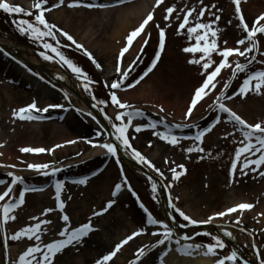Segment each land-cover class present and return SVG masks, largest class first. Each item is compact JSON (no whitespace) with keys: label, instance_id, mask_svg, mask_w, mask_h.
I'll return each instance as SVG.
<instances>
[{"label":"bare ground","instance_id":"1","mask_svg":"<svg viewBox=\"0 0 264 264\" xmlns=\"http://www.w3.org/2000/svg\"><path fill=\"white\" fill-rule=\"evenodd\" d=\"M34 2L35 0H0V2H7L10 5H13L14 3L17 5L24 6L27 3ZM191 1V3H190ZM213 3V0H208ZM74 0H65L64 5H60L59 7H56L59 3V0H47V4H45V9L51 8V11L45 12V18L51 20L55 25H58L62 27V29L66 32H68L76 42L79 43V45L84 46L87 51L95 55V59L102 65V70H104V73H107L110 71H117V67H121L122 72H127V77L123 81H119L120 87L117 88L120 92V89H123V82L127 81L128 79H138V77L144 72L145 69H148L151 65L153 60L156 57V54L160 52L159 49V35L156 37L157 41L155 43L149 42V37L146 35L147 33H150V35H157V33L160 31V29H164L166 36H165V47L164 51L160 53L163 55L159 61L156 63V66L153 68V70L149 73V75L140 83L137 84L134 89L128 93H118V95L121 97V102L128 104H136L137 100L142 101L144 104L143 109H145L147 112L154 114V115H160L164 119H167V123L170 124V126L173 127V129H170V133L177 134V135H183L184 133L174 131L176 128H180L182 126H185V128H189L187 125L180 124V122H183L184 120H179L178 118L181 117V119H184V107L187 105V95L186 93L182 92L188 85H190V80L198 79L195 75L190 76L192 78H188L182 75V72L185 68H182L177 64V66H172L168 72H164L162 67L164 66L162 64L163 58L167 53H170L173 51V55H175L178 60L177 63H180V65L184 64V56L185 51L180 49L179 50L174 46L175 49H173L170 44H172V39L174 36L178 37L181 33H184V30L182 32H178L179 24L182 22L183 16L187 14L189 10L194 8L192 2H195V0H175L172 1L173 3L169 1H165L166 5L165 9L162 7L158 8L156 7V0H79V3H81L80 7H69V4H72ZM214 2L217 3V6L215 7L216 11L213 12L216 15L222 14L223 16H229V21L231 19L232 25L230 26L231 30L229 32H225L222 35L219 36V44H224L225 41L228 40L226 37L227 34H229L231 31L233 32V37H229V44L225 46V48L233 47L234 43L231 42L232 39H234V35H241L239 30V23L237 22L234 14V7L231 4L229 0H215ZM87 4H93L97 6L105 5V9H92L89 7H86ZM225 4V5H224ZM174 6L175 11L172 14V17L169 20H165V16L167 15L166 9L168 7ZM204 8L206 6H203ZM202 8V9H204ZM212 8V6H211ZM202 9H196V10H202ZM213 10V9H212ZM245 10L252 11L251 16L256 17V19L264 13V0H250L249 6ZM153 13L154 19L149 22V24L145 27L144 33H142L139 37H137L133 43V46L130 48V50L125 53L123 57H119V53L121 49L126 44V36L134 30L136 27L139 26V24L147 17L149 13ZM209 13V12H207ZM87 14H91L92 16H87ZM220 15V16H222ZM196 15L194 14L191 18H195ZM179 18V19H178ZM173 24V25H172ZM157 25L160 27L157 28ZM171 25L173 29H170L168 26ZM95 27V28H94ZM94 29L96 31L94 32ZM148 40L147 47L143 49V52L141 53V47L144 44V41ZM231 42V43H230ZM222 43V44H221ZM218 44V43H217ZM260 46V45H259ZM222 48V47H220ZM234 47L233 49H235ZM244 49V48H243ZM242 49V50H243ZM150 50V51H149ZM0 55L3 57H6V60L4 61V64H0V73L3 76L4 85L6 87L2 88L0 90V104L2 103V100L5 99L7 101H11L14 97V87H11V85H14L17 89V94L22 92H26L24 89H27V80H21L20 76L23 78H28L25 71L21 69L19 64H22L23 62L27 61L30 64H33L35 66H40V68L46 70L48 73L53 74L55 76H59V81L62 83V85L68 89L71 92H77L80 94V96H84L83 98L84 103V112L86 115H89L91 118H95L96 116L99 118L98 115L94 112V108L91 109L89 106H96L93 103L91 104L89 97L86 95L84 88L82 85H80L76 80L72 79L68 76V74L59 66L54 65H48L46 63H43L42 61L38 60L30 50H28L25 47L18 46L12 42H3L0 43ZM147 55V56H146ZM203 56L201 53H199L198 57ZM139 57V59H137ZM144 57V58H143ZM212 60L215 62L213 64V67L208 69L207 72H211L214 67L219 62L217 56H214V53H212ZM126 61H125V60ZM124 62L120 65V62ZM9 64L18 66L16 70L19 73V78L16 74H12V68H9ZM139 67H144L145 69L141 71ZM131 69V71H129ZM138 71V73H137ZM174 72V73H172ZM224 72V70L222 71ZM137 73V74H136ZM136 74V76H135ZM200 75V74H197ZM112 76V75H111ZM195 76V77H194ZM134 77V78H133ZM125 78V77H124ZM200 80H197L196 84L193 86V90L200 86V84L203 82V80L206 78L205 70L200 75ZM219 78V77H218ZM9 82V83H8ZM122 83V84H121ZM216 84V83H215ZM37 88L44 90V93H39L38 95V102L44 104H52V102L57 98V95H54L51 93V96H48L46 92V88L41 85H37ZM34 89V87L32 88ZM210 92L212 91L211 88ZM208 89V90H209ZM208 94H210L209 91H207ZM34 95V93H32ZM191 100V97H189V101ZM262 101H264V97L260 99H256L254 101H244V100H238L237 102L234 101H228L225 103L227 107H234L235 112L242 117L246 122L253 123L254 125L257 123H260L264 125V105L262 104ZM90 102V103H89ZM31 104V102H28V100H24L22 103H15L13 106L17 109L20 107H26L27 105ZM160 106L164 107L160 108ZM118 107L112 109V114L115 113H123L130 112L132 110L129 109V107L122 110V108L118 109ZM163 109V111H161ZM231 109V108H230ZM253 110V113L257 115V118H254L251 112ZM96 111V110H95ZM97 112V111H96ZM100 114V113H99ZM174 117H172V115ZM216 114L213 116L212 120ZM203 115L200 114L199 118H202ZM102 120V118H101ZM257 120L261 121L258 122ZM2 121H6V119H2ZM194 122V120L192 121ZM82 122L78 121L77 118L69 116L64 120L63 124L60 126L57 123H52L47 126L49 128L47 129L46 133L45 131L41 129H35L33 127H28L27 131H29L31 128L35 130H30V132L35 133V139L39 141L41 137L48 140V144L51 147H54V145H57L59 143L67 142L69 139L79 138L83 137L86 132H88L87 125L81 124ZM103 123V122H102ZM104 124V123H103ZM195 123L194 125H196ZM105 125V124H104ZM179 125V127H177ZM193 124L190 125V128L194 126ZM24 127V126H23ZM39 128V127H38ZM72 130H71V129ZM92 129V128H91ZM218 130V128L216 129ZM230 130V129H228ZM68 131H71L74 133H68ZM168 131V132H169ZM233 135L236 136L237 132L232 130ZM92 132V130H91ZM217 133V132H216ZM213 132L208 135V139L212 140L214 135L216 134ZM82 134H84L82 136ZM2 135V134H1ZM32 139V138H30ZM39 139V140H38ZM135 143L137 145H140L143 140L142 137H135L134 139ZM41 142V141H40ZM104 143H111L110 137L105 138L101 144ZM5 144V145H4ZM49 148V149H50ZM70 151V148H64V150H59L57 153L55 152L51 159L52 161H58L59 159L66 158L68 152ZM107 153V150L101 147L96 146L94 149H90L88 153L85 154L84 157H81L79 161H77L74 165L75 168L71 172H76L77 175H83V174H89L92 171L96 170L97 168H100L103 162H105L104 159H107L104 154ZM159 155L162 157H165L162 159L161 166L165 171L170 169L173 164V153L168 148H165L163 145H160V143L153 144L152 149L146 150L145 157L150 160H158ZM160 156V157H161ZM19 155L17 153H12L10 151L9 145H7L5 142L2 141V138L0 137V173L4 175H8L9 172H11L13 175L9 176L10 179L5 180L7 177H5L2 181H4L3 184H0V194L3 193V191L7 190V187L12 186L11 182L14 179V177L19 176L23 178L22 183H17L13 187V192L10 193V198L12 197L13 200L16 199L17 194L22 188H28L29 191H35L37 188L40 187L42 189V183L45 181V176L43 173L48 172V170H42V171H36V170H27L25 167H22L19 165ZM49 157V156H47ZM95 158V159H94ZM245 158H247V155H242L240 162L237 163V172L241 169V162H245ZM166 159L165 162L163 160ZM65 159H63V163ZM40 161V158L37 160ZM60 161V160H59ZM86 162V163H85ZM85 163V165H83ZM87 171V172H86ZM139 171H143L139 168ZM144 172V171H143ZM75 173V174H76ZM118 173L113 164H109L105 170L96 177L95 187H92L91 193H87V196H98L101 197H107L111 198V192L114 188V186L118 183ZM54 179L53 177L51 178ZM155 182L156 184V191L162 193L160 184L155 179L152 180V184ZM260 184L259 188L256 189L257 185ZM231 193L228 196V199L226 201V204L224 206V209H228L230 207L236 206L241 203H247V204H257L256 208L248 213L246 211L236 213L235 215L227 217L229 218H240L241 220L247 221V224L250 225V228L258 229L262 232L264 236V178L262 177L259 182H252L249 186V194H245L242 190H236L234 187H231ZM37 191L38 193L41 192ZM41 197H45L44 194L39 195H28L27 198H30L33 200L34 206L26 210L20 215H16L18 212L22 211V207L19 208L15 212L16 217H21L20 222L17 223L18 227H11L10 229L7 227V223L2 220V224H4V230L0 224V245L4 246L3 250V256L2 251H0V264H15V261L19 259V257L24 253L23 251L25 248L29 247H35L37 245H41L45 243V240L47 239V235L43 234V232L38 233L40 236V239L37 240L35 236V240L28 239L26 236H22L19 240H13L12 236L20 232L19 230L23 229L24 224L26 221L29 222V226H34V218L39 216L41 213H45L46 210L49 209L48 206L45 205L46 208H44L42 201L40 200ZM78 197V196H77ZM166 198V204L169 211V214H172V209L169 205V200L171 199L170 196L165 194ZM90 200V198L88 199ZM88 200H82L80 202L72 203V205L67 209H70V212L74 217L77 215L75 214L76 209H78L79 205H83L84 207H89L90 202ZM56 202V201H55ZM117 202V209H119V217H118V227L117 231L115 233V238L117 241V244L120 243V241L123 240V236L125 235L126 231L128 230H141V232H144L145 234H149L151 230H153L151 234H154V232L164 231V229H160V227H154L153 229H148L146 227V217L140 213H136L134 210H129L127 207V202H131V199L129 198L128 194L121 193L119 197L116 198ZM49 203V201H48ZM52 205V203H51ZM96 205H100V202H97ZM52 212V211H50ZM39 213V214H38ZM197 221H204L207 218L202 217L201 215H195ZM127 218V219H125ZM29 216V217H26ZM173 216V214H172ZM2 217V215H1ZM145 217V218H144ZM77 219V217L75 218ZM174 220V222H173ZM169 223H173V225L178 226L177 220L172 218L170 219V216L168 217ZM226 220L216 221L212 220L209 223H197L195 226L191 227L188 230H181L178 228H171L172 229V235L182 236L184 239V242H177L175 239H169L168 241L165 240V245L169 249L167 250L165 248L162 249L163 254L159 255L160 261H163L165 264H213V262L216 260L215 257L212 254H206L207 249L203 247L202 245L197 244L193 238L194 236L202 231L205 230L207 227L214 229L215 225H219V230L222 233L230 232L231 236L229 242L232 243V245L238 249L239 253H244L246 255H250L252 247H255V238L253 235H249L246 237H243V232L241 229L234 230L233 228L228 231L225 227H223L222 223H225ZM244 223V225H247ZM73 225V224H72ZM76 225V224H75ZM244 227V226H242ZM58 232H61L59 230H55L53 234H56ZM134 232V231H133ZM143 233V235H144ZM114 233L112 231L106 232L104 236H106L107 242L112 238ZM156 235V234H155ZM159 238L153 239V237L148 236H140L139 237V244L142 246V249H144V254L149 250L145 249L144 247L149 244L152 240L154 243L155 248L157 245L159 246V240L163 239V233H161ZM185 237H188V239H185ZM24 244L20 247V251L16 250L15 247L22 244ZM167 242H170L166 244ZM173 242V243H171ZM115 245V244H114ZM113 245V246H114ZM112 246V247H113ZM199 246V247H197ZM251 248V249H250ZM97 251L100 250L99 248L96 249ZM147 250V251H146ZM79 252V251H78ZM92 252H95L91 248H85V250L80 255H75L72 258H70L65 264H87V260L92 257ZM97 253V252H96ZM116 256L107 262V264H122L125 261L131 259L134 251L128 244L126 246H121L120 249L116 250ZM138 254H140V251H138ZM143 254V255H144ZM40 253H36V258L39 257ZM141 255V256H143ZM91 256V257H90ZM155 256V255H153ZM244 257V255H243ZM152 256H149L147 261L152 260ZM246 258V257H244ZM248 258V257H247ZM253 258V257H252ZM252 261L251 264H257L256 261L253 259H250ZM35 261V259H33ZM129 260L128 262H130ZM246 262H248L247 259H245ZM55 263V261H54ZM52 263V264H54ZM56 264V263H55Z\"/></svg>","mask_w":264,"mask_h":264},{"label":"rangeland","instance_id":"2","mask_svg":"<svg viewBox=\"0 0 264 264\" xmlns=\"http://www.w3.org/2000/svg\"><path fill=\"white\" fill-rule=\"evenodd\" d=\"M165 1L166 0H164V3L161 6L162 9L163 8L165 9V6H164L166 5ZM167 1L171 2L172 4L173 3L172 1H175V0H167ZM249 1L250 0H242L243 5H245V8L249 6ZM192 4L195 9H202L204 8L203 6H206L204 8L206 9V11H205V15L203 16V20H200L199 22L212 23L213 29L217 30L216 39H217V43L219 44L218 37L223 36L222 35L223 33L229 32L231 30L230 26L232 25V22H231V19L229 21L230 17L229 16L225 17L222 14H220L222 16L219 15L220 19L216 21L215 16H218V15L215 14L214 16L213 12L216 11L215 7L217 6V3L214 1L212 3L210 1L203 0V3L201 4L200 0H195V2H192ZM213 5H215V7L211 8V6ZM12 6H21V5H17L14 3ZM161 7H158V8H161ZM22 8L25 9V12L32 11L33 16L28 17L24 13L8 14V13H5L3 10L0 11V43L12 42L22 47H24L23 44H25V45L34 47L36 50H38L41 53L52 56L53 57L52 60H45L43 55H42V58L46 63L50 65L62 66L67 71L68 74H70L76 81H78L79 84L83 86L87 95L91 98V100L95 104L99 106L102 112H104L108 116L112 125L113 123L121 124V121L115 120L116 115L111 114L112 105L110 103V100H111V93H113L112 91L113 89L110 88V84H112L115 81L111 79L110 80L111 83L107 82L106 79H108L109 76L108 74L104 73V70H102V65L95 59V55L92 54V57L95 60V62H93V59H91L86 54L85 50L87 49L85 47L78 48L75 44H72L71 41H69L66 37L61 35L59 32L56 33V39L60 41L59 45L56 44V41L53 40L52 37H46V38H43L42 40H34V39H31L29 35L21 34L18 31L17 24L13 23V21L14 20L18 21L20 19H28L32 21L33 23H35L34 15L38 13V10L34 8V4L32 1L24 5ZM199 11L200 10L193 12V15L195 14L197 16V12ZM245 11L248 16L249 24L252 26L253 20L255 17L251 16L252 11H249V10L248 11L245 10ZM87 16L91 17L92 15L87 14ZM195 18H190L191 19L190 22L195 23L196 22ZM47 20L50 23L54 24L51 20L49 19ZM57 27L58 29H61L62 31H64L62 27L58 25ZM239 30H240L241 35H234V39L231 40V42L234 43L233 47H237V48H241L242 46H244V45H238L237 41L239 39L246 38L245 33H243L242 29L239 28ZM95 31L96 29H94V32ZM172 32H173V29H172ZM156 37L157 35H150V39L148 40L151 43H155L157 41ZM226 37L228 38L227 41H229L230 39L229 37H233V32L231 31L229 34H227ZM209 39L211 40L213 38L209 35ZM172 41L173 42L172 44H170V46L175 50L176 48L178 50L179 48L184 50V48L192 47L195 45V38L193 37L190 39L187 34L186 29L184 30V33L183 34L181 33L178 37L174 36ZM45 42L50 43L55 47H58L59 51H61L68 59L72 60L78 67L82 68L83 71L89 77V80L91 81V83H89L88 81H85L82 76L78 77L77 74L73 73L71 69L68 68L67 65L63 64V62L59 60V57L56 56L55 53L51 52L50 49H45L43 47V44ZM201 43L203 44V42ZM77 44L79 43L77 42ZM228 44L229 42L227 43L224 42V44L219 46V49L223 50L225 46ZM261 44L263 45H262V49H260L259 51L258 59L256 63L252 64L249 68L251 67L255 68L257 66V62L259 63L264 62V60H262L264 58L260 57V56H263L260 54L261 50L264 53V40ZM246 45L251 46L250 42L248 41H246ZM174 46L176 48H174ZM198 55L199 53L185 52L184 64L180 65V63H177L178 58L175 55H173V51H172L170 53H167V55H165V57L163 58L162 64L164 66L162 67V69L166 73L170 70V68L173 65L177 66L178 64L182 68H185L184 71L182 72V75L186 76L187 77L186 79H188L190 76L195 75L196 78L198 77L197 80H200L201 79L200 75L204 71L202 65L205 62V60H201L200 64L189 63L190 60L200 59V57L197 58ZM215 55L217 56L220 62L222 60V57L218 53H214V56ZM252 56H255V50L252 53L247 54V57L243 58V57L238 56V57H233L232 59H229V62L233 64V68H227L223 75H221L220 73V75L218 76L219 78H217L216 81H213L214 83H216L215 89H212L211 92H210V89L209 90L206 89V91H209L210 94H208L202 100H200L197 103L196 107L193 109V111L195 110L194 112L196 113L197 116L200 114H204L203 117H205L204 120H202L203 122L200 123L201 125L196 126V127L203 128L206 122L211 118L210 111L213 109V104L214 102H216L217 97L221 96V92H225L223 86L225 83L231 80L232 72L235 68V62L239 61L242 64H248V59L251 58ZM97 64H99L101 67H97ZM27 68L31 70V72H33V75L27 72L28 78L26 79L22 77L21 79V80H27L26 82H27L28 88L24 89L26 92H22L21 90V93L17 94L18 93L17 89L15 88L14 85H11V87H14L13 89L14 98L11 101H7L3 99L2 103L0 104V137L2 138L3 142L9 145L10 151L12 153H17L19 155L18 157L19 165H21L22 167H25V169L27 170H30L27 167L28 164H49L50 167L53 164V161L51 159V156H52L51 152L45 151L42 153H31V152H21L20 151L21 148H26V147L49 149L50 145L48 144V140L47 139L43 140V137H44L43 136L41 137L40 140L38 139L39 141H37V139H35L36 134L30 132V130L41 129L45 131L44 133H46L47 129L49 128V126L47 125L52 124V121H50V123L48 122L44 124V126H41L39 128L33 127L35 129L31 128L29 131H27V128L30 127V124H29L30 120L20 121V119H17V116L14 115V112H17V109L13 105L15 103H22L24 100H28V102H36V101L38 102L39 93L45 92L44 90L37 88L38 84L41 86H44L46 88L45 89L46 92L49 91L47 95H51V93L53 92L56 93L59 90H63L66 93L67 91L62 88V85L59 83V81L56 78L50 77L42 69L34 68V67H30L26 65L25 69ZM142 70H143V67L141 68V71ZM13 72L14 74L16 73L17 76L19 75L18 72L16 71H13ZM107 73H109V75H114L116 74V71L115 69L114 71L109 70ZM35 74L36 76L40 78L34 76ZM197 74H200V75H197ZM248 75H249V71H246L243 73L238 72L234 79V84L232 88H230L229 90H226L225 96L222 99V101H225L226 99H228L227 97H235L233 99L234 102H237L239 99H242L245 102L250 100L251 102L256 99L258 100L264 97V89H262L259 94H257L254 90L249 91L247 95L233 94V92H236V90L240 88V86L243 83V80L246 79ZM197 80L192 78L190 80V85H188L184 90H182V92L186 93L187 95L186 103L188 101L187 105L184 107V111H183V113L185 114L184 116H186L187 109L190 105L191 100L189 101V97L193 96L194 90L196 89L195 88L193 90V86L194 84H196ZM4 87L6 86L0 81V90ZM33 87L34 89H32ZM32 93H34V95ZM67 96L68 97L65 100L68 102L70 101L71 106H69V108H72V109L69 112H65L66 116L75 117L78 119V121L87 125L88 132H86L85 135L82 134V136L84 135L83 137H79V138L76 137L74 139L73 138L69 139V141H72V143H68L67 141V142L59 143L54 146H55L56 153L59 150H64L65 147L70 148V151L68 152L67 156H65L66 158H62V159L69 160V161H75L84 152L89 151L93 144H97V142L100 141L101 138L99 140L98 138L94 139L93 136L95 132L99 131V128L97 126V123H95L91 118H89L88 116L82 113V107H83L82 102L73 94H68ZM100 101H104L106 103H100ZM39 103L40 102H38V105H40ZM128 103L129 102H127V104ZM262 104L264 105V101H262ZM136 105H143V103L142 101L137 100ZM42 108L43 107L41 106H36V109H42ZM56 109H58L59 112L65 111L64 107H62L61 105L60 107H57ZM215 110L218 111L219 107L215 106ZM253 111L251 112V114L253 115L254 118H257L256 113L254 114ZM65 114L63 113L62 116H65ZM3 118L6 119L7 122L2 121ZM46 118L48 120L51 119V117H46ZM137 119L139 120V122L145 125L147 124L151 125L158 118L150 116L146 111L143 110V112L140 111V113H138ZM186 119L190 120V118H188L187 116H186ZM140 120H143V122ZM257 121L261 122L259 120ZM233 122L234 124H236L234 120ZM227 124L228 122H226L224 126L221 127V129L219 130L220 137H218V134H215L212 140H208L203 146H199L195 142L178 143L176 145H170V144H167L166 142H163L162 139H160L158 135H154L153 133L154 132H164V130H166L167 124L164 121H158V122L155 121V125H156L155 128L143 125L144 127H148V129L144 130V134L141 135L143 142L138 147L134 145L131 135L130 134L128 135L129 142L132 145V147L135 148L138 152H140L144 157H145L146 150H150L151 146L154 143H158V144L160 143V145H163L165 148L172 149L174 153V156H173L174 161L176 163L173 168H176L177 172L183 173L180 176L179 180L172 179L173 173L171 172V170L170 172L162 171L161 163H162V159L164 158L162 156L159 157L158 160H155V161H150L145 157L155 167L153 168V167H149L148 165L147 166L152 170V172L155 175L160 176V174L155 169H159L160 172H163L164 175L162 178L165 180L164 182L166 186L168 187L170 195H172V198H173L172 203H174L176 207L180 208L182 211H184L187 215H189L193 219H197L196 217L193 216L194 213H196L195 215H201L202 217H206V216H212L215 213L221 212L224 209L228 196L231 193L230 191L232 190L231 189L232 186H234L236 190H242L245 194H249L248 189H249L250 184L252 182H259L260 179L263 177L262 175H260V172L264 171L262 166H261L262 169L253 167V168H248L246 169V171H244V168H243L240 174H237L236 172L234 174L232 173V164L236 162L235 154H236V151L239 149L240 145L238 143L235 146H233L235 142L234 137L226 139V135H224L225 132L227 131L226 129L231 127L230 125H227ZM58 125L60 126L61 123H59ZM197 130L195 129L194 131L191 129L187 131V133H190V134L196 133ZM229 131H232V130H229ZM68 133L71 134V133H74V131L73 132L68 131ZM100 134H101V137H103V134L101 132ZM238 135H239L238 136L239 138L237 141L240 140V134ZM85 137L88 139L86 140ZM189 148H202L203 151L188 152ZM50 149H52V147ZM126 150L127 152L132 154L131 148H126ZM39 158H40V161H37ZM62 159H59V160L62 161ZM253 159H256V157L254 156ZM120 161L123 165L126 176L128 177L130 181L132 189L135 191L138 197L137 199L136 197L131 196L133 198L132 200L133 202H127L128 211L134 210L136 213L137 212L140 213L139 211H142L144 213L142 214L146 218H148V212H146L145 209L143 207L141 208L140 206V203H143L144 207L149 212L153 213L154 216L153 215L152 216L155 219L163 223H166V215L162 211L160 197L157 193L153 192L152 187H151V180L142 176L139 173V171L136 168H134L126 160L121 159ZM179 165H183L184 168L183 169L179 168L178 167ZM50 167L48 169H50ZM74 169H77V168L71 169L70 171H68L67 174H64V175H68L69 173H71L70 175L75 174L76 172H71ZM241 174L242 176H240ZM0 177H2V175H0ZM7 179L9 180L10 178L7 177ZM90 180H86L85 183L78 184V185L67 184L69 186H67L65 190V194H67V198L63 202L65 205L63 211L56 210L59 208L57 207L58 205L56 204L51 205L50 199L52 200V198H50L49 195H45V197L40 198V200L42 201L44 205L43 207L46 208L45 205L48 204V206H51V208L50 207L49 208L52 210V212H49V211H47V213L45 212L46 214L38 213L39 216H37L36 218H39V220L34 219V224H33L34 226L38 222L41 223V231L53 230L58 225L62 226V227H59V229L61 230L67 227L68 225H70L71 221L77 226H81L85 223H91L92 228H93V230L86 237H83L79 242H73V244L67 246L61 252L57 253L55 257L52 259V263H54L55 261L56 264H65L73 256L82 254L85 248L86 249L91 248L95 252H92L93 255L92 257L90 256L91 258L87 260V264H95V261L99 259L101 256L109 252H112V246L117 242L116 238L114 237L116 232L114 231H117V227L119 226L118 225V217L120 215L119 209H117V206L115 205L112 206L111 208L107 207L108 202H110V198H108V196L101 197V198H99L98 196L96 197L90 196V195L87 196L86 194L91 193V189H93L92 187H95V184H96L94 179H90ZM258 188L259 186L256 187V189ZM89 198L90 200H88ZM82 200H88V202L91 201L90 202L91 204L89 207H84L83 205H79L78 209H76L75 214H74V215H77L76 216L77 219H75L76 217L72 215V213L70 212V209H67V207L69 208L73 202L77 204V202H80ZM97 202H100L99 206L96 205ZM1 203L2 201H0V204ZM33 206H34L33 200L28 198L22 207V211L18 212L16 215L18 216L22 214L23 212H25L26 210H28L29 208ZM173 211L179 223L181 224V226L188 227L192 225L184 221L183 218L179 215V213L176 212L174 209ZM96 213H100V214L97 215ZM11 215H15V214L13 213ZM63 215L69 216L70 221L68 224H66L63 221L62 219ZM26 217H29V216H26ZM20 218L21 217H17L15 220L10 219L8 221L9 229L12 226L21 228V227H18V224H17L21 221ZM45 220L51 221L50 224H53V225L50 227L49 226L50 224H44L43 221ZM236 221L237 219L235 218V219H231L228 223L232 227H236L237 226ZM147 223L148 222H146V224ZM240 224H243V221H240ZM29 225H30L29 222L26 221L23 229L29 227ZM110 231H112L114 235L111 236L112 238H110V240L107 242L106 240L107 238L104 235L106 232H110ZM256 231L257 230H254L253 228L250 229L248 225H246L244 229V232L246 234L255 235L256 249H257L258 256H259V264H261V261L264 260V237L260 233L261 232L260 230H258L257 232ZM131 232L132 230L126 231L123 237L127 236ZM52 233L53 232L46 234L48 238L45 241V244L51 243L58 239H66V237H61L59 234H57L54 237ZM201 236L206 237V240L210 242L211 244L215 243V241L213 240V237H216V236L211 235L210 232H205ZM21 243L22 244L15 247L16 250L19 251L21 249L20 247L24 244L23 242ZM45 244L39 245V246L41 248H44ZM224 244H225V247L223 249H220V248L216 249L215 255L217 257L224 258L226 256L231 255V253L233 252L232 247L228 243L224 242ZM130 247L134 251L133 259H136L135 255H137L138 251L142 248V246L139 244V240L135 239L134 241H132V245H130ZM97 248H99L100 250L97 251L96 250ZM3 249L4 247L0 245V251ZM112 258L114 257H111L110 260ZM33 264H36V261H33ZM122 264H126V263H122ZM141 264H149V263L143 262ZM227 264H234V262L227 261ZM235 264H244V263L243 262L238 263L237 261H235Z\"/></svg>","mask_w":264,"mask_h":264},{"label":"snow or ice","instance_id":"3","mask_svg":"<svg viewBox=\"0 0 264 264\" xmlns=\"http://www.w3.org/2000/svg\"><path fill=\"white\" fill-rule=\"evenodd\" d=\"M201 4L203 3V0H200ZM233 2L236 5V11L240 14L239 20L242 24L243 31L246 33L245 39H239L237 41L238 45H245L244 49L241 50L240 48H224L223 50L219 49V46L217 44V30L213 29L212 23H204L199 22L203 16L205 15L206 9H202L199 12H197L196 16V22L191 23L190 17L193 16V12H196L197 10L195 8H192L187 12L186 15L183 16L182 22L178 26V32H182L186 29L187 34L189 38H195V45L192 47L184 48L185 52L188 53H202L203 56L201 59H193L190 60L189 63L192 64H200L201 60H205L202 67L205 70L206 78L203 80L201 86L197 87L194 90V94L191 97L190 105L187 109L186 116L188 118H191L193 109L196 107L197 103L202 100L205 96L208 95V92L206 89H215L216 84L213 82L217 76L221 73L222 69L225 68H233V64L229 62V57L233 55H237L240 57H247V54L252 53L254 50L259 52V41L257 40L258 35L264 34V24L261 22L264 21V14L259 16L252 27L249 26V24L246 22L245 17L242 13V10L240 8L241 0H233ZM64 0H59V4L55 5L56 7H59L60 4H63ZM164 3V0H156V7H160ZM45 4H47V0H35L34 8L38 10V13L34 15L35 23L28 19H20L18 21L14 20L13 23L17 24L18 31L21 34L29 35L31 39L34 40H42L46 37H52L53 40L56 41V44L59 45L60 41L56 39V33L59 32L61 35L66 37L69 41L72 42V44H75L78 48H82V45L77 44V42L74 40V38L66 31H62L61 29H58L57 25L50 23L45 18V11H51V8L45 9ZM69 7H75L79 6V0H74L72 4L68 5ZM86 7H93L92 4L85 5ZM105 5H101V7H104ZM212 7H215L213 5ZM0 10H3L5 13L8 14H19L24 13L28 17L33 16L32 11L25 12V9L21 6H12L7 2H0ZM175 11L174 7H168L166 9L167 15L165 16V20H169L172 17L173 12ZM215 16V13H213ZM154 19L153 13H149L147 17L139 24L138 27H136L134 30H132L127 36H126V44L121 49L119 53V57H123L125 53H127L130 48L133 46V43L137 37H139L142 33H144L145 27L149 24L150 21ZM179 19V18H178ZM220 19L219 16H215V20L218 21ZM171 26V25H169ZM160 26L157 25V28ZM150 39V33L146 34ZM209 35L213 39H209ZM165 30L160 29L159 31V49L160 52L156 54L155 59L152 62V65L147 69V71L144 73V76H147L149 72L153 70V68L156 66V63L160 59V53L164 51L165 47ZM246 41L251 42V46L246 45ZM203 42V44L201 43ZM225 43H227L225 41ZM148 40L144 41V44L141 47V53L143 52V49L147 47ZM43 47L45 49H50L51 52L55 53L56 56L59 57V60L63 62V64L67 65L69 69L75 74H77L78 77H83L85 81L89 80V77L87 74L83 71L82 68L78 67L72 60L68 59L61 51H59L58 47L53 46L50 43H44ZM86 54L93 59V62H95L94 58L92 57V54L87 52ZM212 53H218L222 60L219 62L217 66L214 67V69L211 72H207L208 69L213 67V64L215 63L212 60ZM43 55L45 60H52L53 57L44 53H41ZM207 58V59H205ZM139 59V57H137ZM255 56H252L248 59V64H251L255 60ZM248 64H242L239 61L235 62V68L232 72V78L234 79L238 72L243 73L246 72L248 68ZM97 67H101L99 64H97ZM117 71L120 72L119 66L117 67ZM131 71V69H129ZM121 75L125 78L127 77V72H121ZM143 79V77H141ZM139 81H137L138 83ZM231 81L224 84V90L226 92L227 88L230 86ZM121 85L119 82H114L110 85L111 88H119ZM264 89V71H257L247 76L246 79L243 80L242 85L239 88L238 95H246L249 91H255L257 94L261 92V90ZM225 92L221 93V96L217 97L216 103L219 105L220 111L227 113L229 117L234 120L238 125H242L244 129H247V131H243L244 140L241 142L244 146L240 147L235 154V161L232 164V173L234 174L237 169V163L240 162L241 156L246 155L248 153H251L253 156L257 155L259 153L258 158L256 159H246V161L243 164L244 169H248L251 166H257L259 168L260 166H264V125L257 123L255 125L247 123L242 117H240L235 111L227 107L222 101V99L225 96ZM228 99H231L232 97H227ZM111 101L114 105H116L118 108H126L130 107L129 105H125L120 101V99L117 97L116 93H111ZM100 103H106L104 101H100ZM50 107H60L59 105H50ZM36 109L35 102L28 105L27 108H21L18 110V112H14V115H18L20 119H33L29 113V110ZM37 111H47V108L44 109H36ZM163 111V109H161ZM128 120L126 123H124L125 120V114L119 113L116 115L115 120L121 121V124L113 123V128L115 129V139L118 141H121L122 144L126 148H131L132 154L135 159H137L140 163L146 164L149 167H155L152 165L140 152H138L135 148L132 147V145L129 142V138L127 135L129 127L132 126V113H128ZM217 123H219V118H217ZM190 127V125H188ZM152 128H155V123L151 124ZM179 127V125H177ZM142 130L141 126H136L135 131L140 132ZM212 130L211 127L208 129H205L204 131L198 132L195 136L196 140H199L202 142L203 137L206 132H210ZM154 135H158L160 139L165 140L166 142L176 145L178 143V138L175 135H171L170 131L169 133L164 132H154ZM253 139H255V143H253ZM68 143H72V141H68ZM101 148H104L107 150L108 154H111L112 156H116L117 150L116 146L112 143H104L100 145H95ZM21 152H31V153H42L45 151L51 152V149H44V148H21ZM192 151H203L202 148H189L188 152ZM27 167L29 169H34L36 171H42L44 169H48L50 166L49 164H28ZM179 168L183 169V165H179ZM161 177H163V172H160L159 169H155ZM55 171V170H54ZM171 172L173 173L172 179L173 180H179L180 176L183 174L181 172H177L176 168H171ZM44 175H48V172H44ZM246 174V173H245ZM9 176H12L13 174L11 172L8 173ZM260 175L264 176V171L260 172ZM151 179V177H149ZM23 178L16 176L12 180L11 184L12 186L7 187L6 191H3L2 194H0V201H5V198L10 195V193L13 192V187L17 183H22ZM4 181H0V184H3ZM78 183H85V180H80ZM56 199L59 201L58 207L61 211L64 210V203L63 201H60V193L63 189V184L61 182L56 183ZM156 184L153 182L152 184V190L153 192L156 191ZM116 190L118 191L121 188L120 184H117L115 186ZM30 189L27 187L23 189V191H20L18 194V202L13 203L11 200H9L7 203L3 205V220L5 223H7L10 219L15 220L17 217L15 215H11L15 211L16 208L20 207L25 202V193L28 192ZM116 192H113V195H115ZM111 202H109L110 206ZM169 205L172 207L176 212L179 213V215L183 218L184 221L188 222L189 224L195 225L197 223H209L213 220V216H209L204 221H197L196 219H193L189 215H187L184 211H182L180 208L176 207L174 203H172L171 199L169 200ZM141 207H144V205H141ZM253 206L247 203H241L234 207H230L226 209L225 211H221L218 213H215L214 216L216 217H224L226 214H230L233 212H236L239 210L244 209H250ZM106 210V209H105ZM52 211L51 209L46 210ZM145 211L148 212V210L145 208ZM45 213V214H46ZM99 215L100 213H96ZM39 220V218H34ZM63 221L68 224L70 221V218L68 215H63L62 217ZM147 222L149 224H158L160 223L162 227L164 228L163 232V239L159 240V244H164L165 240L171 239L172 237V229L169 227L167 223H163L161 221L156 220L151 213H148V219ZM44 224H50L51 221L45 220L43 221ZM237 224L240 223L239 220L236 221ZM93 230L91 223H85L81 225L78 228L70 229V227H65L59 235L61 237H66V239H58L51 243H47L44 245V248H41L39 245L35 247H29L27 250L19 257V264H33V259H35L36 264H52V259L55 257V255L59 252H61L64 248L67 246L73 244V242H79L84 236L88 235L89 232ZM41 231V223L38 222L35 226H29L27 228L21 229L20 232L12 236L13 240H19L22 236H26L28 239H32L33 236L36 237L37 240L40 239V236L38 233ZM139 234L138 231L132 232L129 236L125 238V240L120 241V243L115 245V249L112 252H109L103 256H101L99 259L95 261V264H107V262L110 260V258L114 255L115 251L120 249L123 244H125L127 241H130L133 237L137 236ZM225 235L231 236L230 232H225ZM185 239H188V237H185ZM213 240L215 241L214 244L207 245V253L206 254H216V249L220 248L223 249L225 247L224 241L221 240L219 237H213ZM199 247V246H197ZM46 249V251H45ZM36 253H40V258H36ZM144 254V249H140V255ZM237 259V254L235 251L231 253V255L224 257L223 259L217 260L216 264H226V261H232L235 264V261ZM135 264V262H133ZM261 264H264V260L261 261Z\"/></svg>","mask_w":264,"mask_h":264}]
</instances>
